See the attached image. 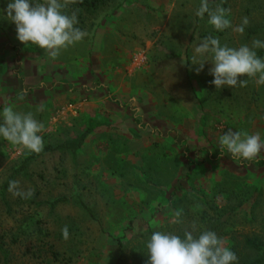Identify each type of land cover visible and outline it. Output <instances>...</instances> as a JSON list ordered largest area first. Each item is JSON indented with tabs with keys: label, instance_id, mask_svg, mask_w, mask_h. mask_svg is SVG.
Masks as SVG:
<instances>
[{
	"label": "rangeland",
	"instance_id": "obj_1",
	"mask_svg": "<svg viewBox=\"0 0 264 264\" xmlns=\"http://www.w3.org/2000/svg\"><path fill=\"white\" fill-rule=\"evenodd\" d=\"M9 2L0 0V122L5 106L31 112L44 125V148L67 149L31 161L13 179L34 189L23 199L8 191L9 181L32 153L0 137V264H119V243H135L148 229L173 233L177 210L185 226H216L230 249L232 238L264 241V150L246 161L221 152L219 144L228 130L259 132L264 140V85L249 80L247 87L219 90L211 64L199 74L192 65L206 37L233 48L264 41V0H209L212 8L231 10L233 26L248 18L242 35L217 32L207 15L198 18L201 0H108L78 23L88 35L67 49L73 55L92 48L98 28L109 22L101 72L83 74L73 63V77L78 85L91 76V84L114 88L106 91L122 107L118 128L133 136L96 139L87 147L82 134L94 123L84 116L53 120L48 105L32 104L34 92L20 98L19 58L47 55L18 41L4 11ZM256 51L264 59V49ZM97 95L106 98L105 91ZM57 199L67 201L53 208Z\"/></svg>",
	"mask_w": 264,
	"mask_h": 264
},
{
	"label": "clouds",
	"instance_id": "obj_2",
	"mask_svg": "<svg viewBox=\"0 0 264 264\" xmlns=\"http://www.w3.org/2000/svg\"><path fill=\"white\" fill-rule=\"evenodd\" d=\"M70 2L75 0H10L4 11L15 25L21 44L35 46L51 60H56L63 51L82 42L88 35L77 26L78 10L71 14L65 11ZM230 12L220 4L212 8L209 0H201L196 16L203 19L207 14L208 23L217 32L231 28L234 33L242 35L249 24L248 18H242L240 25L233 26L228 19ZM257 49H264V41L253 39L250 46L243 44L233 48L221 45L218 37L209 36L195 47L192 65L196 66L199 74L205 64H211L209 74L214 78L211 83L219 90L225 86L232 89L247 87L249 80L258 86L264 85V59L257 55ZM43 131V123L37 121L31 112L19 113L11 106L3 108L0 137L16 146L18 151L41 153L44 150ZM219 144L221 152L226 149L234 159L246 161L256 159L264 150V140L259 132L249 134L247 131L228 130L219 137ZM8 191L13 197L23 199L34 195V189L23 188L18 180L9 181ZM181 217L182 210H177L173 223H183ZM61 231L67 239V226ZM146 247L148 264H238V257L226 246L225 240L214 231H199L195 221L185 228L184 239L176 234L155 231Z\"/></svg>",
	"mask_w": 264,
	"mask_h": 264
},
{
	"label": "crops",
	"instance_id": "obj_3",
	"mask_svg": "<svg viewBox=\"0 0 264 264\" xmlns=\"http://www.w3.org/2000/svg\"><path fill=\"white\" fill-rule=\"evenodd\" d=\"M108 24L109 22H106L98 28L92 48L84 50L80 54L73 55L72 49H69L63 51L56 60H51L48 56H46V60H43L35 55V57H25L23 60L20 57L17 62L19 66L17 80L21 84L19 89L24 96L33 92L36 94L35 102L33 101L32 104L48 105L54 114L52 119L56 121L60 117L74 119L84 116L87 123H94L88 126L82 134V147L83 144L85 147L91 146V142L96 139L107 138L115 142L116 138L120 136L133 137L130 131L122 132L118 128L123 112L120 111L122 107L118 103H114L108 96L106 90L110 88L100 81V83L91 84L95 80L91 76L86 83L78 85L73 77V63L77 64L75 67L80 69L83 74L100 71L98 65L102 51L99 50L105 35L109 32ZM87 58L94 60V70L89 68L91 64ZM86 64H88L87 71L84 70ZM113 89L110 90L113 91ZM104 91L106 98L97 97V94H102ZM36 97H38V101H36ZM63 149L66 150L67 146Z\"/></svg>",
	"mask_w": 264,
	"mask_h": 264
},
{
	"label": "trees",
	"instance_id": "obj_4",
	"mask_svg": "<svg viewBox=\"0 0 264 264\" xmlns=\"http://www.w3.org/2000/svg\"><path fill=\"white\" fill-rule=\"evenodd\" d=\"M107 1L108 0H75L74 3L72 2L69 3V6L67 9H65V11L68 14H71L72 11L78 10L77 12L78 23L82 24L85 23V21L88 18L95 16L100 10H102L106 6ZM38 2H42V0H38ZM63 148H65L64 145H60L58 147L47 146L39 154L32 153L29 157H27L24 160L21 167L14 172V174L11 177V180H13L20 173L26 171L31 161L41 157L44 154L62 150ZM66 201L67 199H57L52 203V207L54 208L57 205L64 203ZM79 204L88 212V214L92 218L95 217L93 211L88 206H86L81 201L79 202ZM183 223H178L173 229L174 232L172 233L180 236L181 239H184V230L189 226V225L185 226L183 225ZM198 228L199 231L211 230L214 232H218V228L216 226L214 227L212 226L205 229L198 226ZM155 231L157 230H152V229L146 230L145 232L140 234L139 239L136 240L135 243H131V244L119 243V249H120L119 264H148L149 253L146 244L150 240V237L153 234V232ZM198 234L199 232L196 233V235ZM216 234L219 237L226 235L223 233H222L223 235H220L219 233ZM232 242L233 245L231 250L238 257V264H264V241L259 236H254V237L247 236L244 237L242 240H238L237 238H232Z\"/></svg>",
	"mask_w": 264,
	"mask_h": 264
}]
</instances>
